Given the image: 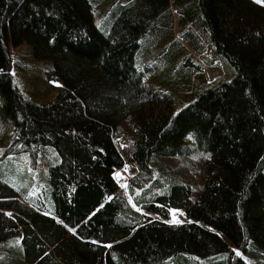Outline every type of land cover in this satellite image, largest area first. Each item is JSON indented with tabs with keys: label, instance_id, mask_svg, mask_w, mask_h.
Here are the masks:
<instances>
[{
	"label": "trees",
	"instance_id": "trees-1",
	"mask_svg": "<svg viewBox=\"0 0 264 264\" xmlns=\"http://www.w3.org/2000/svg\"><path fill=\"white\" fill-rule=\"evenodd\" d=\"M23 43L46 104L13 82ZM197 156L199 181L163 164ZM0 184L37 215L0 264H264V0H0Z\"/></svg>",
	"mask_w": 264,
	"mask_h": 264
},
{
	"label": "rangeland",
	"instance_id": "rangeland-1",
	"mask_svg": "<svg viewBox=\"0 0 264 264\" xmlns=\"http://www.w3.org/2000/svg\"><path fill=\"white\" fill-rule=\"evenodd\" d=\"M94 1V0H93ZM257 1V0H255ZM263 0H260L262 2ZM99 4H93L94 14V22L98 25V13L96 14L97 8L100 7ZM155 3L152 5L155 8ZM199 31V30H198ZM197 31V34H198ZM200 37V35L198 34ZM181 44L184 48H186L196 59H198V54L193 50L190 46L189 42L184 40L181 41ZM30 49L29 46L25 43L16 46L10 47V60H11V68L10 73L13 79L14 84L17 86L19 92L26 98L34 101L38 104H46L54 99L56 91L51 88L57 87L60 85L58 81L48 83L47 81H43L39 77V71H37L38 66H41L39 63L34 62L30 58ZM151 59V58H150ZM148 59V60H150ZM147 59L143 57L142 66L145 67L144 63L147 62ZM193 60V59H192ZM194 61V60H193ZM139 67V66H138ZM149 71L144 68V72L146 77L144 78V82L147 84H151L156 88H164L165 84L161 83L159 80L160 77V69L161 67L155 62L150 61L147 65ZM204 68L203 76L204 81L212 82L223 77L220 64L216 63L214 66H210ZM37 71V72H36ZM36 72V73H35ZM217 77V78H215ZM45 86V87H44ZM181 91V89H180ZM178 94V90H177ZM182 100V99H180ZM174 112L177 111L181 102L175 101ZM119 147H127L128 143L125 137H120L117 141ZM163 162V161H162ZM167 163L171 165V169L176 171L175 178L178 180H193L199 181L201 178V168L203 163V158L201 156L197 157H187V159H183L176 162H163V164ZM136 173V169L129 163H125L121 169H118L114 176L118 184L122 183V186L126 179L133 176ZM119 174V175H117ZM41 218L46 219L47 216L43 215ZM37 217L36 214L29 211L27 207H25L22 202L19 200L17 195L11 191L9 188L0 184V230L5 225H15L21 222H30L33 218ZM39 217V216H38ZM164 221L177 223L175 221L183 222L185 221V214L181 209H171L170 215L168 219H164Z\"/></svg>",
	"mask_w": 264,
	"mask_h": 264
},
{
	"label": "snow or ice",
	"instance_id": "snow-or-ice-1",
	"mask_svg": "<svg viewBox=\"0 0 264 264\" xmlns=\"http://www.w3.org/2000/svg\"><path fill=\"white\" fill-rule=\"evenodd\" d=\"M257 2H260V0H257ZM117 175H119V174H117ZM175 222H177V223H178V221H175ZM237 255H239V253H237Z\"/></svg>",
	"mask_w": 264,
	"mask_h": 264
},
{
	"label": "bare ground",
	"instance_id": "bare-ground-1",
	"mask_svg": "<svg viewBox=\"0 0 264 264\" xmlns=\"http://www.w3.org/2000/svg\"><path fill=\"white\" fill-rule=\"evenodd\" d=\"M208 68H209V67H208ZM208 68H207V69H208ZM215 78H217V77H215Z\"/></svg>",
	"mask_w": 264,
	"mask_h": 264
}]
</instances>
